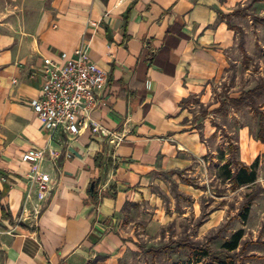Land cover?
<instances>
[{
  "label": "crops",
  "instance_id": "obj_1",
  "mask_svg": "<svg viewBox=\"0 0 264 264\" xmlns=\"http://www.w3.org/2000/svg\"><path fill=\"white\" fill-rule=\"evenodd\" d=\"M239 6L246 22L264 18V0H0V186L17 223L32 229L15 226L6 264H92L99 256L113 264L109 254L121 245L113 228L127 204L155 171L207 150L183 123V103L229 66L239 36L228 17ZM79 47L107 86L80 134L52 132L31 101L47 65ZM241 139V162L251 166L264 143L246 131ZM31 147L46 151L44 198L33 189L27 198L22 155Z\"/></svg>",
  "mask_w": 264,
  "mask_h": 264
},
{
  "label": "rangeland",
  "instance_id": "obj_2",
  "mask_svg": "<svg viewBox=\"0 0 264 264\" xmlns=\"http://www.w3.org/2000/svg\"><path fill=\"white\" fill-rule=\"evenodd\" d=\"M235 13L228 21L239 39L228 55L229 66L207 90L183 103V123L200 134L207 150L180 155V166L155 171L146 192L127 204L113 228L121 240L109 254L113 264H189L187 246L219 253L240 229L243 241L231 254L236 264H264V151L258 155L254 184L235 187L222 171L229 160H246L241 151L245 131L258 140L261 116L252 105L264 113V18L253 15L252 23L244 21L249 13L241 6ZM233 98H243L245 104L236 107ZM3 188L2 203L9 208ZM251 198L259 208L244 223L241 213ZM14 222L20 219L14 216ZM15 226L2 219L0 207V264H6ZM106 258L99 256L92 264H105Z\"/></svg>",
  "mask_w": 264,
  "mask_h": 264
},
{
  "label": "built area",
  "instance_id": "obj_3",
  "mask_svg": "<svg viewBox=\"0 0 264 264\" xmlns=\"http://www.w3.org/2000/svg\"><path fill=\"white\" fill-rule=\"evenodd\" d=\"M44 84L31 106L45 127L52 132L78 135L92 121V111L98 105L99 95L107 86L106 73L90 62L85 50L79 47L74 56L62 55L60 64L51 62L43 71ZM45 149L31 147L22 155L30 167V190H37L44 198L50 190L49 177L41 170Z\"/></svg>",
  "mask_w": 264,
  "mask_h": 264
},
{
  "label": "trees",
  "instance_id": "obj_4",
  "mask_svg": "<svg viewBox=\"0 0 264 264\" xmlns=\"http://www.w3.org/2000/svg\"><path fill=\"white\" fill-rule=\"evenodd\" d=\"M230 102L236 106V107H242L245 104V101L243 98L238 99H230ZM252 108H255V111L260 114L261 120H260V126L261 131L259 132V140L264 143V113L257 109L254 105H252ZM103 160L101 157L97 159V164L100 168H102ZM257 169H258V160L255 161L251 166L245 165L241 161H227L222 166V171L226 177L227 180H229L235 187H243L247 185L254 184L257 179ZM95 187L93 190H90L91 195H93L96 200H98V188L100 187L101 183L100 180L94 183ZM4 198V192L0 189V207H1V217L3 220L9 221L12 225H18L20 228L32 231L28 226L24 225L23 223H15L14 222V216L10 210V208L6 207L2 200ZM3 204V205H2ZM253 204V198L249 199L247 204L244 206L243 211L241 213L242 220L244 223H246L249 219V214L251 211V206ZM245 232L243 229H240L235 234L232 235V237L227 240L222 247L221 252L215 253L212 251L210 247H204L199 248L192 246H187L191 252L192 255L189 258L188 263L189 264H236V261L233 259L231 254L235 252L241 245V242L243 241ZM207 260V261H206ZM206 261V262H205ZM180 264V263H176Z\"/></svg>",
  "mask_w": 264,
  "mask_h": 264
},
{
  "label": "water",
  "instance_id": "obj_5",
  "mask_svg": "<svg viewBox=\"0 0 264 264\" xmlns=\"http://www.w3.org/2000/svg\"><path fill=\"white\" fill-rule=\"evenodd\" d=\"M94 187H95V185H94V184H92L91 190H93V189H94Z\"/></svg>",
  "mask_w": 264,
  "mask_h": 264
}]
</instances>
